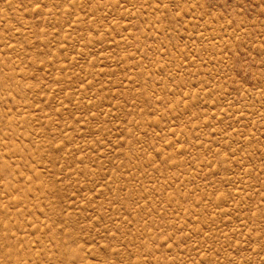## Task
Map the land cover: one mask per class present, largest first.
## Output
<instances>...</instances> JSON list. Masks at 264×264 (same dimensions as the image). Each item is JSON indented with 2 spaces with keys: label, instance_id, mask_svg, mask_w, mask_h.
Returning a JSON list of instances; mask_svg holds the SVG:
<instances>
[{
  "label": "rangeland",
  "instance_id": "obj_1",
  "mask_svg": "<svg viewBox=\"0 0 264 264\" xmlns=\"http://www.w3.org/2000/svg\"><path fill=\"white\" fill-rule=\"evenodd\" d=\"M0 264H264V0H0Z\"/></svg>",
  "mask_w": 264,
  "mask_h": 264
}]
</instances>
